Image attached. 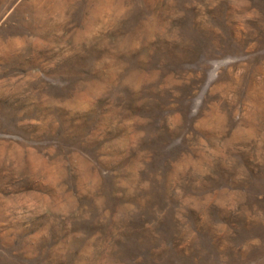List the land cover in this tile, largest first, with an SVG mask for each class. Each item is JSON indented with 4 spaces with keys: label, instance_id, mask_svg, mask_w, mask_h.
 <instances>
[{
    "label": "rangeland",
    "instance_id": "obj_1",
    "mask_svg": "<svg viewBox=\"0 0 264 264\" xmlns=\"http://www.w3.org/2000/svg\"><path fill=\"white\" fill-rule=\"evenodd\" d=\"M0 264H264V0H0Z\"/></svg>",
    "mask_w": 264,
    "mask_h": 264
}]
</instances>
